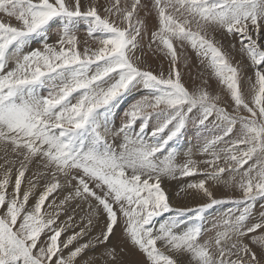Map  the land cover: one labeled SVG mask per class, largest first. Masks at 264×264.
Segmentation results:
<instances>
[{"label":"snow or ice","instance_id":"1","mask_svg":"<svg viewBox=\"0 0 264 264\" xmlns=\"http://www.w3.org/2000/svg\"><path fill=\"white\" fill-rule=\"evenodd\" d=\"M0 13L18 22H0V146L5 156L0 165V264H95L85 256L97 248L104 249L106 264H125L127 249L109 247L121 223L124 242L144 257L139 264H264V210L252 219L255 203L264 199V0H132L130 7H122L120 0L108 5L89 0L87 7L83 0H0ZM81 24L87 37L82 48ZM54 26L57 39L50 44ZM146 34L153 55L168 61L167 74L141 66L147 63ZM189 48L226 90L236 115L219 106L220 96L208 90L207 79L191 91L185 85L179 65L181 58L189 59L184 55ZM10 61L14 66L9 69ZM243 61L253 72L247 77L250 102L242 90ZM129 98L116 126L118 106ZM242 110L249 115H240ZM194 114L199 127L214 116L220 134L202 147L211 156L203 162L205 178L181 191L195 190L209 203L175 209L162 184L166 177L200 171L190 154L177 163ZM237 123L240 133L221 155L214 149L234 134ZM120 137L123 142L116 144ZM249 161L255 162L244 168ZM33 163L44 169L34 176L47 182L30 204L37 183L29 180L24 189V181ZM225 174L229 179H223ZM211 182H223L242 196L217 200L206 186ZM64 185L70 190L55 205V214L42 213ZM74 201L89 205L80 221L71 207ZM226 202L236 205V212L230 209L217 226L222 230L201 242L204 214ZM70 210L73 214L67 215ZM61 213L67 220L58 223ZM165 213L175 214L157 227ZM96 227L100 231L92 237ZM69 229L72 234L61 240Z\"/></svg>","mask_w":264,"mask_h":264},{"label":"rangeland","instance_id":"2","mask_svg":"<svg viewBox=\"0 0 264 264\" xmlns=\"http://www.w3.org/2000/svg\"><path fill=\"white\" fill-rule=\"evenodd\" d=\"M89 0H83L84 6L87 7ZM114 2V0H100V3L104 5H108L109 3ZM121 6L123 7L125 4H127L129 7L132 3V0H120ZM103 11H101V15H105ZM143 12L140 13V17H143ZM0 22L4 23H11L14 26L18 25V22L14 18L7 17L5 14L0 13ZM154 21L152 19H149V29L152 28ZM78 37L82 41L81 48L83 47V41L87 39L86 37V31H85V25L81 24L79 26V32ZM219 38V37H218ZM57 39V31L56 27H53L52 32L50 33V38L48 40V43L52 44L55 43ZM150 39V35H144L142 40L143 50L147 55L143 57L144 60L147 61V63H142V67H149L152 71L155 73H159L161 69L167 74L168 72V61L162 57L161 54L157 53L156 55H153V53L148 48V41ZM231 38H228L225 40V46H228L229 40ZM88 43L90 46H95L94 42L92 40H88ZM39 44H32L31 48L40 47ZM155 45H153V48ZM30 50L29 48H26L25 51ZM137 55H141L140 52H137ZM185 56L189 57V59L184 60L181 58L180 61V71L182 72L183 76V82L185 85L189 88V90H193L197 86H201V80L207 79L209 81V87L208 90L213 94H218L220 96L219 106L224 107L226 111H228L231 115H236V113L233 111L234 105L231 103L230 96L227 94L226 90H223V86L219 85L218 81L211 76V73L208 69H206L203 65H201L200 61L195 57V54L192 53L191 49H187V51L184 53ZM235 60H241V57L239 55L235 56ZM235 60L233 63H235ZM186 62V63H185ZM159 63V64H158ZM243 63L246 65L244 69V76L245 80L242 84V90L243 94L245 96L246 101L250 102L251 98L253 96V92L251 89V85L247 81V77L253 76L252 68L250 66H247V61H243ZM193 65V66H192ZM14 66V62H9V69ZM254 81V77H253ZM46 94V93H45ZM141 95L144 94L143 92L140 93ZM135 98V97H133ZM131 103V98L126 100L125 102H122V104L119 107L118 114L115 115L114 122L119 126L121 123V120L123 119V113L124 109H126L129 104ZM251 106V104H250ZM242 116H248L249 114L246 111H241L239 113ZM198 114L193 115V119L189 121L187 126V135L186 139L182 142V144L179 146L177 150V163H183L189 156L192 160L197 162V168L200 170L197 172V174L190 176V177H180L179 174H177L176 178L171 180L174 184V189H171L169 186L162 184V187L164 188L165 192L167 193L169 197V202L171 206L175 209H193L196 208L202 204L209 203V200L207 197H204L202 194H196L195 190H188V191H181L182 188H184L188 183L192 182H198L201 179H204L203 172L207 169V165L204 164V161L210 160L211 156L209 154H206L202 151V147L206 140L212 139L215 135H219L220 132L218 129L214 128L212 121L215 120V117H210L209 122H207L206 127H199L197 123H195V116ZM191 122V123H190ZM153 123H155L153 121ZM138 128V125H137ZM190 130V131H189ZM199 130V131H198ZM148 131H151V128L148 129ZM198 131V132H197ZM240 133V125L237 123L234 129V134L226 138L225 142H222L215 147V151L219 152L221 155H223V150L228 147V141L237 139L238 135ZM118 139H122L121 137ZM147 139V136H146ZM123 140V139H122ZM187 142V143H186ZM4 151L3 147L0 146V165L4 162ZM9 159H14V157L9 154ZM255 161H249V164L245 165L244 168H247L249 165L254 163ZM221 166H223V161L220 162ZM37 163H33L29 166V171L26 173V178L24 181V189H27L29 187L28 181L32 180L33 182L37 183V189L36 194L32 196L34 198L33 203L35 202V199L38 197L39 193L44 190V185L47 182L44 178L34 176L36 173H43L44 169L37 166ZM19 166L17 162V167ZM31 166L34 167V169L31 168ZM37 167V168H36ZM3 169L0 168V172H2ZM13 179H14V173H13ZM50 179V177H49ZM224 180L229 179V176L225 174ZM239 179V176H237V180ZM209 187V190L213 193V198L220 200V201H230L232 199H239L242 196V193L237 190L236 188L228 187L223 182L215 183L211 182L206 185ZM60 191V192H59ZM171 191V192H170ZM66 193V194H65ZM69 192H67L64 189H60L56 192H54L46 201L45 207L42 209V213L44 212H50L55 214V205L56 203L59 204V201L62 200L66 195H68ZM32 204V203H31ZM48 205H52V207H48ZM79 205V206H77ZM30 206V205H29ZM67 207V205H65ZM71 207L76 210V220L80 221L82 215L79 213L78 208H82L87 217V214L89 210H87V206L80 205V201L72 202ZM232 210L233 212H236V205L226 202V203H219L212 208L208 209L207 212L204 214L202 227H203V233L201 236V242L204 240H208L210 238H213L215 236L216 231L222 230L221 228L217 227L220 224V221L223 217H225L229 210ZM264 210V199H258L254 206V212L252 219L253 221H256L259 219L258 213ZM53 211V212H52ZM73 213L71 210L68 212L67 215H72ZM175 213H165L161 217L157 218V227L159 223H162L168 219H170L171 216H173ZM238 214V213H237ZM67 215L60 214L58 223H63L67 220ZM79 215V216H78ZM190 215V214H189ZM80 217V218H79ZM182 219L187 220V217H184ZM210 220V221H209ZM86 219L84 220V223H86ZM103 223V222H102ZM101 223V225H102ZM123 224V223H121ZM123 227V226H121ZM185 227V225H181V229ZM210 228V229H209ZM70 230V231H69ZM68 232L63 233L61 236V240H64L67 238L68 235L72 234V230L69 229ZM76 231H79V228L75 229ZM206 232V233H205ZM97 232L93 229L91 232V236L94 237ZM119 238L120 243L118 245L124 246L127 251L126 254L123 256V259L125 261V264H139V262H142L144 260V257L135 249H132L129 245H127L124 241L122 231L120 230ZM42 239L46 240L47 235L42 236ZM85 239H88V237H85ZM122 239V241H121ZM114 243V237H112L111 241L109 242L110 245ZM83 241H81L82 243ZM118 243V242H117ZM115 244V243H114ZM158 247H160L161 251H164L165 254H171L165 250V248L161 247L158 244ZM101 248H97L95 250V253L88 252L85 256V258L92 257L95 260V264H106V257L101 258L100 261H96L98 257H96V253L100 252ZM71 249L65 250V255H67V251ZM102 252V251H101ZM139 256V257H138ZM99 260V258H98ZM107 264H111L110 261H107Z\"/></svg>","mask_w":264,"mask_h":264},{"label":"bare ground","instance_id":"3","mask_svg":"<svg viewBox=\"0 0 264 264\" xmlns=\"http://www.w3.org/2000/svg\"><path fill=\"white\" fill-rule=\"evenodd\" d=\"M186 63V62H185ZM146 64V63H145ZM159 64V63H158ZM193 66V65H192ZM119 111V110H118ZM118 114V113H117ZM115 123V122H114ZM191 123V122H190ZM115 125L117 126V124L115 123ZM215 128V127H214ZM190 131V130H189ZM199 131V130H198ZM197 131V132H198ZM122 138V137H121ZM123 139V138H122ZM122 139H117L116 140V144H120V143H122L123 142V140ZM187 143V142H186ZM38 166V165H37ZM31 168L32 169H34V167L33 166H31ZM37 168V167H36ZM164 182H165V185L166 186H169L171 189H174L175 190V188H174V184L172 183L173 181L171 180V177H166L164 180H163ZM164 182H163V184H164ZM62 189H64L65 191H66V189H67V192H69V188H68V186L67 185H64L63 187H62ZM60 192V191H59ZM171 192V191H170ZM66 194V193H65ZM33 200H34V198L33 197H30V204L31 203H33ZM75 202V201H74ZM58 203V202H57ZM56 203V204H57ZM80 205H83V206H87V210H89V205L87 204V203H83V202H81L80 201ZM79 209V213L82 215V217H85L86 216V213H85V211L82 209V208H78ZM53 212V211H52ZM79 216V215H78ZM80 218V217H79ZM210 221V220H209ZM103 222V220L101 219V223ZM121 226H123V224H121L120 226H118L116 229H115V235L113 236L114 237V243H113V241H112V243H113V245H118L119 243H120V241H119V238L121 237V236H119L121 233H120V230L122 229V227ZM210 229V228H209ZM94 230L98 233L99 231H100V228L99 227H96V228H94ZM70 231V230H69ZM206 233V232H205ZM96 234V233H95ZM117 234H119V235H117ZM121 241H122V239H121ZM118 242V243H117ZM123 243H124V241H123ZM112 246V244L110 245V243H109V247H111ZM104 251V249L103 248H101L100 249V252H98V253H96V257H98L99 255H101L102 254V252ZM139 257V256H138ZM98 258H99V260H98ZM98 258H96L97 260L96 261H100L101 260V258H102V255L100 256V257H98ZM136 264V263H135Z\"/></svg>","mask_w":264,"mask_h":264}]
</instances>
